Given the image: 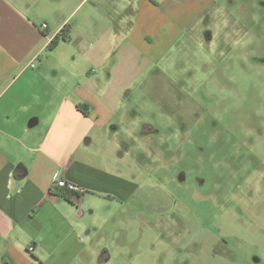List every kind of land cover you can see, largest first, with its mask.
Segmentation results:
<instances>
[{
    "label": "rangeland",
    "instance_id": "374dc122",
    "mask_svg": "<svg viewBox=\"0 0 264 264\" xmlns=\"http://www.w3.org/2000/svg\"><path fill=\"white\" fill-rule=\"evenodd\" d=\"M216 2L162 58L129 54L120 36L98 46L88 29L108 23L89 2L69 18L86 42L73 30L48 50L65 71L133 76L114 118L133 188L80 207L79 264H264V0ZM98 51L101 63L83 57Z\"/></svg>",
    "mask_w": 264,
    "mask_h": 264
},
{
    "label": "crops",
    "instance_id": "0c3cea01",
    "mask_svg": "<svg viewBox=\"0 0 264 264\" xmlns=\"http://www.w3.org/2000/svg\"><path fill=\"white\" fill-rule=\"evenodd\" d=\"M88 2L90 12L98 11L108 23L90 26L91 39L113 48L120 36L126 52L142 59L162 58L163 48L196 29L217 5L216 0H0V264H79L89 239L80 207L90 197L124 200L133 188L132 171L117 155L120 131L114 119L132 73L113 67L95 78L77 73V61L65 71L64 61L48 54L65 26L86 42L78 32L83 29L71 26L69 18ZM99 53L83 57L95 64L98 55L101 63L108 53ZM59 179L75 185L80 198L71 203L61 198L52 186Z\"/></svg>",
    "mask_w": 264,
    "mask_h": 264
},
{
    "label": "trees",
    "instance_id": "16d2710c",
    "mask_svg": "<svg viewBox=\"0 0 264 264\" xmlns=\"http://www.w3.org/2000/svg\"><path fill=\"white\" fill-rule=\"evenodd\" d=\"M69 40V29L67 26H65L49 43L48 48L52 49L56 45V42L62 41V42H68ZM59 196L63 198L64 200L71 203V201L80 198L81 194L78 192H72L67 189H61Z\"/></svg>",
    "mask_w": 264,
    "mask_h": 264
},
{
    "label": "built area",
    "instance_id": "2783aa9c",
    "mask_svg": "<svg viewBox=\"0 0 264 264\" xmlns=\"http://www.w3.org/2000/svg\"><path fill=\"white\" fill-rule=\"evenodd\" d=\"M41 30H45L46 28H47V26L45 25V24H43V25H41ZM52 186L54 187V188H57V189H59V190H61V189H67V190H69V191H72V192H77L76 190V186L75 185H73V184H67L64 180H62V179H59V180H56V181H54L53 183H52ZM33 252V247H29L28 249H27V253L28 254H31Z\"/></svg>",
    "mask_w": 264,
    "mask_h": 264
}]
</instances>
